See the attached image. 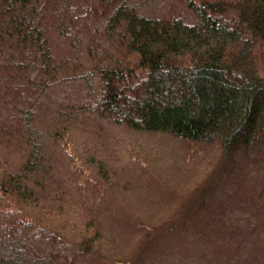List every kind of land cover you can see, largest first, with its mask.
Listing matches in <instances>:
<instances>
[{
    "label": "trees",
    "instance_id": "1",
    "mask_svg": "<svg viewBox=\"0 0 264 264\" xmlns=\"http://www.w3.org/2000/svg\"><path fill=\"white\" fill-rule=\"evenodd\" d=\"M0 264H264V0H0Z\"/></svg>",
    "mask_w": 264,
    "mask_h": 264
},
{
    "label": "rangeland",
    "instance_id": "2",
    "mask_svg": "<svg viewBox=\"0 0 264 264\" xmlns=\"http://www.w3.org/2000/svg\"><path fill=\"white\" fill-rule=\"evenodd\" d=\"M168 144V143H167ZM207 151V150H206ZM172 180H176L177 179V177L176 176H173V177H170ZM177 184V183H176ZM180 184H182V183H180ZM132 185H134V184H132ZM178 185V184H177ZM183 185V184H182ZM145 188V187H144ZM145 190H146V192H148V191H152L151 189H150V185H149V190H148V188H145ZM140 196H142L141 195V193H138ZM147 195H153V198H150L151 200L150 201H148V200H143V199H139V198H137V199H135V200H133V201H131V202H133V204H128L127 205V210L129 211L130 209H132L133 207H134V210H136V211H140L141 212V214L144 216V219H155V218H160V217H162V215H163V210H161V206H160V204L161 203H164L165 202V205H167L168 203H169V201H170V197H169V199H167L166 198V195H165V193L163 192V191H161V194H159V193H152V194H148L147 193ZM147 202H151V203H153V208L151 209V210H146L144 207L146 206L145 205V203H147ZM149 205V204H148ZM168 205H170V204H168ZM127 232H128V229H127V231L125 232V235L127 234ZM134 243V242H133ZM133 243H132V245H133ZM157 255L158 256H161L162 255V253L161 252H159V253H157ZM161 257H163V255L161 256ZM159 258V257H158ZM164 258V257H163Z\"/></svg>",
    "mask_w": 264,
    "mask_h": 264
}]
</instances>
